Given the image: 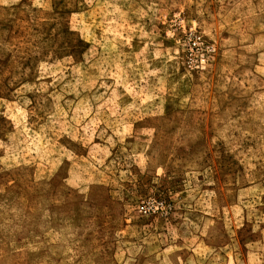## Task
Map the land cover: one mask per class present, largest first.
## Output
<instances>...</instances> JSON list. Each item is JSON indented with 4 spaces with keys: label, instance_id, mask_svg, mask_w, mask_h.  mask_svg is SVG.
I'll return each instance as SVG.
<instances>
[{
    "label": "rangeland",
    "instance_id": "obj_1",
    "mask_svg": "<svg viewBox=\"0 0 264 264\" xmlns=\"http://www.w3.org/2000/svg\"><path fill=\"white\" fill-rule=\"evenodd\" d=\"M0 264H264V0H0Z\"/></svg>",
    "mask_w": 264,
    "mask_h": 264
}]
</instances>
